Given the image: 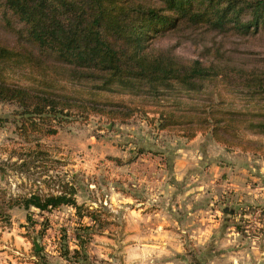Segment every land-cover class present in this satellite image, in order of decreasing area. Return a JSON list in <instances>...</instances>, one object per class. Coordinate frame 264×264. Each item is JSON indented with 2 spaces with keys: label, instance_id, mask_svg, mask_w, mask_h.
<instances>
[{
  "label": "rangeland",
  "instance_id": "rangeland-1",
  "mask_svg": "<svg viewBox=\"0 0 264 264\" xmlns=\"http://www.w3.org/2000/svg\"><path fill=\"white\" fill-rule=\"evenodd\" d=\"M10 26L21 25L0 13V40L17 44ZM151 48L232 73L264 69V31H170L155 35ZM30 71L13 62L0 69L20 85H28ZM215 81L194 96H181L178 105L201 107L212 99L220 107L243 110L257 102L242 87ZM20 111L14 102H0L5 169L0 196L57 193L72 185L77 203L99 211L106 221L91 234L88 264H264V156L226 148L209 133L189 140L158 130L142 115L122 124L74 114L53 122L55 134L24 137L18 131ZM243 136L264 142L247 132ZM8 213L10 224L0 225V264H82L65 260L59 249L63 239L75 248V232L91 225L90 218H79L65 205L44 212L15 206Z\"/></svg>",
  "mask_w": 264,
  "mask_h": 264
},
{
  "label": "trees",
  "instance_id": "trees-1",
  "mask_svg": "<svg viewBox=\"0 0 264 264\" xmlns=\"http://www.w3.org/2000/svg\"><path fill=\"white\" fill-rule=\"evenodd\" d=\"M0 13L21 25L10 26L17 44L0 40V69L13 62L31 70L28 85L8 81L0 72V102L19 106L22 136L55 134L53 122L61 124L74 114L100 115L122 124L142 115L158 130L175 131L189 140L209 133L226 148L264 156L262 140L243 136L247 132L264 137V69L232 73L199 60L186 63L151 48L155 35L170 31L203 27L241 35L264 31V0H0ZM215 80L242 87L261 104L243 110L220 107L212 99L201 107L178 105L181 96H194ZM4 173L0 166V175ZM75 194L72 185L64 184L57 193L2 195L0 225L10 224L8 211L15 206L27 212L71 206L92 224L77 229L75 248L69 249L63 239L59 254L67 261L88 264L91 234L106 221L99 211L78 204ZM26 219L32 223L30 214Z\"/></svg>",
  "mask_w": 264,
  "mask_h": 264
},
{
  "label": "water",
  "instance_id": "water-1",
  "mask_svg": "<svg viewBox=\"0 0 264 264\" xmlns=\"http://www.w3.org/2000/svg\"><path fill=\"white\" fill-rule=\"evenodd\" d=\"M35 245V250L38 251L39 250V245L37 244V242H34Z\"/></svg>",
  "mask_w": 264,
  "mask_h": 264
}]
</instances>
